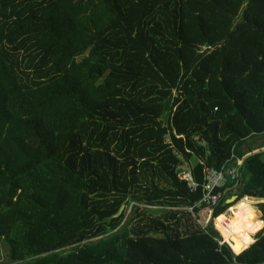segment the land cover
Wrapping results in <instances>:
<instances>
[{"label":"trees","instance_id":"obj_1","mask_svg":"<svg viewBox=\"0 0 264 264\" xmlns=\"http://www.w3.org/2000/svg\"><path fill=\"white\" fill-rule=\"evenodd\" d=\"M262 136L264 0H0V264H264Z\"/></svg>","mask_w":264,"mask_h":264},{"label":"built area","instance_id":"obj_2","mask_svg":"<svg viewBox=\"0 0 264 264\" xmlns=\"http://www.w3.org/2000/svg\"><path fill=\"white\" fill-rule=\"evenodd\" d=\"M262 149H264V147ZM257 150L258 149L252 150V152ZM234 159L235 164L233 165L229 164L231 159H228L218 168L204 166V182L202 184L203 196L201 198L202 202L207 203L209 206L215 205L221 196V192L217 189L223 187L228 181L234 180L237 177L238 171L236 166L239 165L242 160L239 157H235ZM177 176L180 179L185 180L190 187L195 185L191 172L186 163H182L177 167ZM223 223H226V221L223 220ZM222 242L224 241L221 239L220 243Z\"/></svg>","mask_w":264,"mask_h":264},{"label":"rangeland","instance_id":"obj_3","mask_svg":"<svg viewBox=\"0 0 264 264\" xmlns=\"http://www.w3.org/2000/svg\"><path fill=\"white\" fill-rule=\"evenodd\" d=\"M260 138V139H259ZM254 140H258V142H260V143H264V136H262V137H258V138H254ZM264 147V145L262 146V147H260V148H255L254 150H256V149H262ZM193 161V160H192ZM232 196V195H231ZM231 196H229L227 199H226V201L228 200V199H230L231 198ZM251 204L254 206V208L257 210V211H260V210H258L257 209V207H256V202L259 200L260 201V199H257V198H251ZM234 201V200H233ZM237 204H239V203H237ZM237 204H235V205H237ZM233 205V204H232ZM234 205V206H235ZM233 206V207H234ZM204 209H202L200 212H199V216H198V219L196 220L198 223H200L201 225H204V224H206V221H207V219H208V217H209V214H210V211H207L206 212V214H205V210L203 211ZM127 212H128V210H127ZM248 212H250V211H248ZM247 213V212H246ZM205 214V215H204ZM232 214H233V212H232ZM260 217H261V212H260V215H258V212H257V217L256 218H254V220H252V221H248V222H246V223H244L242 226H240V234H235V233H233L234 235H235V237H236V239H235V245H237V246H239V244L241 243V244H247V243H251L252 241H254L255 240V232L257 231V229H259L260 228V226H261V224H260V222H261V220H260ZM212 222L214 223V218H213V220H212ZM218 223V222H217ZM260 225H259V224ZM220 234H222L223 232H225L226 234L225 235H227V231L224 229V226L222 225V220H220L219 221V223H218V225L216 226V227H214ZM224 240H225V238H224ZM230 241L231 242H234V237L233 236H231L230 237ZM5 250H6V247H4V246H0V261L1 262H3V261H5Z\"/></svg>","mask_w":264,"mask_h":264},{"label":"bare ground","instance_id":"obj_4","mask_svg":"<svg viewBox=\"0 0 264 264\" xmlns=\"http://www.w3.org/2000/svg\"><path fill=\"white\" fill-rule=\"evenodd\" d=\"M248 211H250V212H248ZM232 212H233V214L229 219H225L226 217L221 219L222 225L230 233L240 234V226H242L244 223H246L248 221L254 220V218L257 217V212L252 211L250 206L244 201L239 202V204L232 207ZM223 220H225L226 223H223ZM260 220L262 222L261 217H260ZM261 222H260V224H261ZM223 241H225V240L223 239Z\"/></svg>","mask_w":264,"mask_h":264},{"label":"water","instance_id":"obj_5","mask_svg":"<svg viewBox=\"0 0 264 264\" xmlns=\"http://www.w3.org/2000/svg\"><path fill=\"white\" fill-rule=\"evenodd\" d=\"M253 152H256V151H253ZM235 198H236V195H232L231 198L227 200V202H228V203H229V202H232ZM122 209H123V206H120L118 212H120ZM211 218H212V212L210 211V214H209V217H208L206 223H208V222L210 221ZM232 251H233V250H232ZM233 252H234V251H233Z\"/></svg>","mask_w":264,"mask_h":264},{"label":"crops","instance_id":"obj_6","mask_svg":"<svg viewBox=\"0 0 264 264\" xmlns=\"http://www.w3.org/2000/svg\"><path fill=\"white\" fill-rule=\"evenodd\" d=\"M248 197H250V198H255V197H251V196H248ZM258 199V198H257ZM261 200V199H260ZM259 201V200H258Z\"/></svg>","mask_w":264,"mask_h":264}]
</instances>
